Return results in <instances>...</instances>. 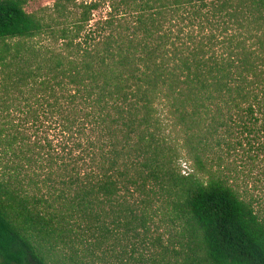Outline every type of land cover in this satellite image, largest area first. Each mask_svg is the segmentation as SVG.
Segmentation results:
<instances>
[{"label":"trees","instance_id":"16d2710c","mask_svg":"<svg viewBox=\"0 0 264 264\" xmlns=\"http://www.w3.org/2000/svg\"><path fill=\"white\" fill-rule=\"evenodd\" d=\"M30 1L0 0V264H264V0Z\"/></svg>","mask_w":264,"mask_h":264},{"label":"rangeland","instance_id":"374dc122","mask_svg":"<svg viewBox=\"0 0 264 264\" xmlns=\"http://www.w3.org/2000/svg\"><path fill=\"white\" fill-rule=\"evenodd\" d=\"M58 0H31L28 5L26 6V11L30 14H39V15H45L48 13H45L47 10L49 11L50 9H52L55 5V3ZM100 17V13L96 14V19H98ZM163 118H168V120L165 122V129L168 131L167 133L171 136V138L173 139H178L180 140L181 135H179L180 133H178L177 131H175V129H173V123L174 120L171 119L170 117H163ZM179 131V130H178ZM181 142V141H179ZM176 148L179 150V153H181L182 149H181V145L180 143L177 142ZM179 167L180 170H182L183 174H190L192 173V163L190 161H188L185 157H183L182 155H180V161H179ZM117 264H121V263H117Z\"/></svg>","mask_w":264,"mask_h":264}]
</instances>
